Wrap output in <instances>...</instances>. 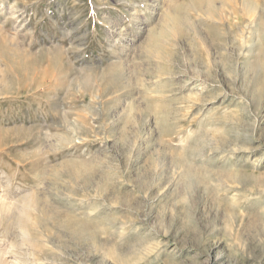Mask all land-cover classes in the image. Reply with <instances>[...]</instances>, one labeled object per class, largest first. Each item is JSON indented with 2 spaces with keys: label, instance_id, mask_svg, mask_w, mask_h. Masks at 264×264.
<instances>
[{
  "label": "rangeland",
  "instance_id": "374dc122",
  "mask_svg": "<svg viewBox=\"0 0 264 264\" xmlns=\"http://www.w3.org/2000/svg\"><path fill=\"white\" fill-rule=\"evenodd\" d=\"M194 1L0 0V264H264V0Z\"/></svg>",
  "mask_w": 264,
  "mask_h": 264
},
{
  "label": "bare ground",
  "instance_id": "6f19581e",
  "mask_svg": "<svg viewBox=\"0 0 264 264\" xmlns=\"http://www.w3.org/2000/svg\"><path fill=\"white\" fill-rule=\"evenodd\" d=\"M208 2H209V5H210V6L212 7V9H213V4H214L213 0H208ZM201 4H202V0H197V1H194V2H193V5H194V6H199V5H201ZM165 22H166V23L170 22L169 24L172 23L173 25L176 24L178 30H179L180 26L183 24L182 21H181V17H180V16H178V15H173V14H171V13L166 15V17H165ZM172 24H171V25H172ZM178 30H177V31H178ZM35 65H36V64H35ZM28 67H30V66H28ZM25 68H26V67H25ZM31 68H32V67H31ZM29 69H30V68H29ZM30 70H31V69H30ZM30 70H29V71H30ZM23 71H24V70H23ZM25 71H26V70H25ZM27 71H28V70H27ZM22 74H23V73H22ZM24 75H25V74H24ZM127 116H128V115H127ZM163 117H164V116H162V118H163ZM126 118H127V117H126ZM164 118H165V117H164ZM70 163H72V162H69V164H70ZM74 163H75V162H74ZM74 163H73V164H74ZM80 163H81V165H82V161H80L79 164H80ZM90 163H91V162H90ZM75 164H76V163H75ZM87 164H89V163H87ZM72 166H74V165H72ZM72 166H70V168H72ZM76 166H77V165H76ZM78 166H80V165H78ZM74 167H75V166H74ZM84 168H85V167H84ZM67 169L70 170L68 167H67ZM71 170H73V169H71ZM73 171H74V170H73ZM73 171H72V173H71V172H70V173L73 174L74 172H76V171H74V172H73ZM81 172H82V170H81ZM82 173H83V172H82ZM68 174H69V172H68ZM74 174H75V173H74ZM79 174H81V173H79ZM79 174H77V175H79ZM74 176H75V175H74ZM72 177H73V176H72ZM232 179H233V178H232ZM232 179H231V180H232ZM252 179H253V178H252ZM254 180H255V179H254ZM72 224H73V223H72ZM79 229H80V228H79ZM86 229H87V228H85V230H86ZM87 230H88V229H87ZM87 230H86V231H87ZM84 232H85V231H84ZM73 233H74V232H73ZM85 233H86V232H85ZM85 233L82 232V234H85ZM91 234H93V233H91ZM75 235H76V234H75ZM89 235H90V234H89ZM78 236H79V235H78ZM93 236H94V234H93ZM82 237H83V236H82ZM86 237L88 238V236H86ZM86 237H85V239H86ZM87 240H88V239H87Z\"/></svg>",
  "mask_w": 264,
  "mask_h": 264
}]
</instances>
